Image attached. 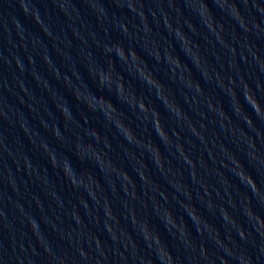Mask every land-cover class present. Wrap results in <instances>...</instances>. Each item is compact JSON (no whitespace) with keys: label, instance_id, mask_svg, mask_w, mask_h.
Listing matches in <instances>:
<instances>
[{"label":"water","instance_id":"1","mask_svg":"<svg viewBox=\"0 0 264 264\" xmlns=\"http://www.w3.org/2000/svg\"><path fill=\"white\" fill-rule=\"evenodd\" d=\"M0 264H264V0H0Z\"/></svg>","mask_w":264,"mask_h":264}]
</instances>
